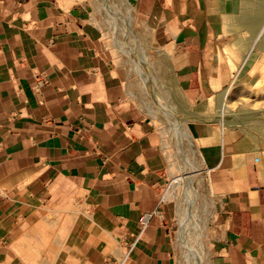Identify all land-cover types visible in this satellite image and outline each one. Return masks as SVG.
<instances>
[{
	"label": "crops",
	"instance_id": "1",
	"mask_svg": "<svg viewBox=\"0 0 264 264\" xmlns=\"http://www.w3.org/2000/svg\"><path fill=\"white\" fill-rule=\"evenodd\" d=\"M133 1L154 21L212 14L207 0ZM197 29L178 38L172 76L208 111L233 81L248 82L250 70L231 68L225 36ZM103 40L86 4L0 0V264L24 262L16 252L36 225L64 233V264H176L173 205L126 256L124 236L137 232L185 164L164 140L174 126L147 119L133 97L136 81ZM193 122L184 139L208 171L216 217L208 264H264V139ZM62 216L74 218L67 225Z\"/></svg>",
	"mask_w": 264,
	"mask_h": 264
},
{
	"label": "rangeland",
	"instance_id": "2",
	"mask_svg": "<svg viewBox=\"0 0 264 264\" xmlns=\"http://www.w3.org/2000/svg\"><path fill=\"white\" fill-rule=\"evenodd\" d=\"M59 1L67 6L87 5L93 25L104 37L105 48L115 52L116 60L130 71L136 81L137 88L132 89L135 93L133 97H139L147 119L155 122L157 127L174 126L175 131L164 137L165 143L171 147L177 145V149L173 147V150L179 152L184 149V155L175 151L173 154L180 161L184 162L185 158L190 164L194 162L191 165L195 170L191 174L198 180L201 175L198 170L202 167L199 155L189 152L188 141L184 139L185 130L191 126L189 122H205L218 134L224 131L264 139V0H207L208 11L212 14L202 19L199 17V21L194 23L185 21V24L148 19L137 10L133 0ZM256 22L259 27L253 33ZM190 25L198 28L200 36L208 31L225 36L223 42L227 46L226 55L231 68L235 70L244 65L246 71L250 70L248 82L247 79L233 81L207 103L208 111L190 103L175 87L172 76V63L181 44L178 38ZM183 167L178 169L177 174L182 172ZM201 184L205 191L201 189L197 192L199 210H214L210 186L207 182ZM41 217H36L37 221ZM70 217L62 216L61 222L70 225L74 218ZM47 220L53 222V215H47ZM210 221V218L204 219V223L210 225L209 230H205L206 239L216 236ZM25 236H29L32 242L16 252L24 262L1 264H64L57 261L60 252L58 244L64 241V233L36 225L26 231ZM209 250H205L202 264H208ZM27 258L33 260L25 261Z\"/></svg>",
	"mask_w": 264,
	"mask_h": 264
},
{
	"label": "built area",
	"instance_id": "3",
	"mask_svg": "<svg viewBox=\"0 0 264 264\" xmlns=\"http://www.w3.org/2000/svg\"><path fill=\"white\" fill-rule=\"evenodd\" d=\"M180 152L184 155L181 150ZM184 164L180 174L168 177L163 190L159 194L157 208L153 211L145 212L139 217L138 230L135 234H126L124 236L126 256H129L133 252L151 221L162 218L163 207L173 205L176 209L174 230V256L176 264H196L195 256L197 257L198 253L202 255V264L205 250L208 251L210 249L207 255L209 262L214 237L206 239L207 234L205 230L208 231L210 225L207 226L204 223V219L208 220L210 218L214 228L216 217L213 210H199L201 206L198 203L197 192L201 189L205 191L202 188L201 182H207L212 192L211 179L208 171L200 167V170L197 169L201 172V175L199 174L200 180H198L195 175L191 174L195 169L185 158ZM190 168L193 169L189 171ZM190 175L192 177H189ZM191 184L195 194L192 198L193 202L190 204L188 198L192 197L189 194V185Z\"/></svg>",
	"mask_w": 264,
	"mask_h": 264
},
{
	"label": "bare ground",
	"instance_id": "4",
	"mask_svg": "<svg viewBox=\"0 0 264 264\" xmlns=\"http://www.w3.org/2000/svg\"><path fill=\"white\" fill-rule=\"evenodd\" d=\"M249 26V25H248ZM258 27H259V23L258 22H256L255 23V25H254V27H253V33L258 29ZM250 29V28H249ZM251 30V29H250ZM190 186V188H189V194L192 196V197H189L188 199H189V201H190V204H191V202H193V196H194V194H195V191L193 190V188H192V184L191 185H189ZM188 236V235H187ZM201 256V254L200 253H198V256L196 257L195 256V261H196V264H197V262H198V264H201V262H202V258L200 257Z\"/></svg>",
	"mask_w": 264,
	"mask_h": 264
}]
</instances>
